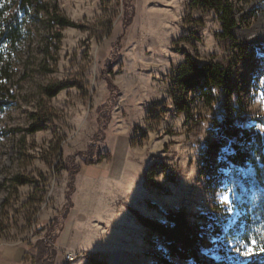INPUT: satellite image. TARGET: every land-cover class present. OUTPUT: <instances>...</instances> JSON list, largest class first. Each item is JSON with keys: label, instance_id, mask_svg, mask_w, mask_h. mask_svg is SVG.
<instances>
[{"label": "rangeland", "instance_id": "rangeland-1", "mask_svg": "<svg viewBox=\"0 0 264 264\" xmlns=\"http://www.w3.org/2000/svg\"><path fill=\"white\" fill-rule=\"evenodd\" d=\"M45 1L76 26L55 24L43 12H20V37L0 44V66L10 72L6 78L0 71L7 102L0 112V264H33L23 258L36 253V242L67 201L71 155L81 168L77 214L70 215L72 201L52 242L53 264L155 262L165 250L163 240L131 210L163 221L166 210L184 208L192 222L206 227L210 223L198 214H234L223 185L208 184L200 173L202 153L215 139L217 116L264 133V0H229L230 36L222 35L215 9L193 7L191 0H131L134 15L126 27L124 0ZM17 2L0 1V32ZM117 40L116 58L107 64ZM186 55L198 64H222L235 89L229 95L212 89L203 97L197 89L175 96L174 71ZM106 78L118 87L105 111L108 119L99 112L110 96ZM178 99L186 110L177 109ZM197 118L203 125L192 135L188 128ZM100 127L99 159L84 164L76 152L87 149ZM123 131L130 134L126 145L118 137L112 155L110 138ZM112 161L123 173L117 182L93 187L84 178L97 176L93 165ZM200 246L215 259H248L234 241L209 232ZM67 250L81 255L67 261Z\"/></svg>", "mask_w": 264, "mask_h": 264}, {"label": "trees", "instance_id": "trees-1", "mask_svg": "<svg viewBox=\"0 0 264 264\" xmlns=\"http://www.w3.org/2000/svg\"><path fill=\"white\" fill-rule=\"evenodd\" d=\"M130 1L124 0L123 23L125 27L132 22L134 15ZM190 4L202 9H215L221 23L222 35L230 36L234 20L229 0H191ZM31 10L47 14L55 24L60 26H76L75 22L59 12L56 5L52 6L45 0H18L17 10L4 22L0 32V44L5 40L11 44L17 41L22 31V22L18 13ZM118 47L119 40L113 43L114 56L107 59V64H111L116 58ZM0 71L4 77H10L7 66H0ZM174 72L173 89L177 90L175 95L177 97L187 90L198 89L201 96L209 97L212 89L224 91L227 95L235 89L229 70L220 63L198 64L193 57L186 55L184 62ZM106 82L110 96L107 102L99 108V112L104 115L109 105L114 104L118 93V87L110 78H106ZM60 89L61 86L52 88L48 91V95L53 96ZM4 97L5 93L0 86V112L7 103ZM174 103L180 111L187 109V104L180 99L174 100ZM105 117L108 119V116L105 115ZM98 123L101 124L100 117ZM202 125V119H194L191 121L188 132L197 135ZM212 132L215 139L206 144L202 153L200 173L207 177L208 184L223 185L228 196L229 209L235 213H229L226 210L219 216L213 212L198 214L199 218L210 223L206 227V224L192 222L184 208L166 210L163 213L165 218L163 221L151 219L131 210L143 226L162 238L165 245V250L156 254V261L150 264H179L176 259L189 261L190 264H264V251L261 250L264 249V133L254 127L247 128L238 125L228 115L213 118ZM103 137L104 132L100 127L88 142L87 149L76 152L84 164L89 165L99 159L98 142ZM73 159V155L68 157L69 181L68 190L65 193L67 201L45 236L36 242V253L25 255L23 258L25 261L31 258L33 264H53L54 262L55 252L52 242L62 227L69 207L72 206L70 195L75 188V175L80 170V165L74 163ZM207 232L213 236L223 237L226 241H234L236 247L241 250L248 252L252 248L253 252L248 255L244 263L212 258L204 253L200 246Z\"/></svg>", "mask_w": 264, "mask_h": 264}, {"label": "crops", "instance_id": "crops-1", "mask_svg": "<svg viewBox=\"0 0 264 264\" xmlns=\"http://www.w3.org/2000/svg\"><path fill=\"white\" fill-rule=\"evenodd\" d=\"M130 134L128 132H118L116 135H112V137L110 138V149H111V152H112V155H113V152L115 150V145L117 143V140H118V137H121V142L122 144H125L126 141H127V137L129 136ZM126 145V144H125ZM122 146V145H121ZM128 148H126V155L128 153ZM125 155V157H126ZM127 158V157H126ZM113 162V161H112ZM101 162V163H97L93 166H96L97 168H99V173L97 174V176L95 175V177H92L89 176V177H84L88 182L91 183V186H96L97 183H102L104 181H110L109 183H114V182H117L114 178H121L122 177V171L121 169L116 171V165L114 164V162ZM126 162V160H125ZM89 165H92V164H89ZM115 167V168H114ZM81 170V168H80ZM79 170V172H81ZM79 172L75 175V189H74V192L73 194L71 195V198H72V201H73V208L71 209V212H70V215H76L77 212L74 213L75 211V196L77 195V193L79 192V189H80V184H79ZM124 172V170H123ZM104 175V176H103ZM108 176V177H106ZM69 215V216H70ZM82 212H79L78 213V218L80 216H82ZM68 222V220H67Z\"/></svg>", "mask_w": 264, "mask_h": 264}, {"label": "built area", "instance_id": "built-area-1", "mask_svg": "<svg viewBox=\"0 0 264 264\" xmlns=\"http://www.w3.org/2000/svg\"><path fill=\"white\" fill-rule=\"evenodd\" d=\"M64 254H65V259L67 261H73L81 255L79 251H72V250H67L64 252Z\"/></svg>", "mask_w": 264, "mask_h": 264}, {"label": "snow or ice", "instance_id": "snow-or-ice-1", "mask_svg": "<svg viewBox=\"0 0 264 264\" xmlns=\"http://www.w3.org/2000/svg\"><path fill=\"white\" fill-rule=\"evenodd\" d=\"M261 250L264 251V249H261ZM252 252H253V249L250 248V249L248 250V252L245 253V255H249V254L252 253Z\"/></svg>", "mask_w": 264, "mask_h": 264}]
</instances>
